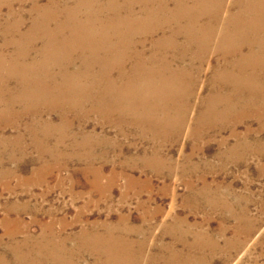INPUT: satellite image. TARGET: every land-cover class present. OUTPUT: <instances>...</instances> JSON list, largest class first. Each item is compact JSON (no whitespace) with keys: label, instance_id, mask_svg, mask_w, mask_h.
Returning <instances> with one entry per match:
<instances>
[{"label":"rangeland","instance_id":"1","mask_svg":"<svg viewBox=\"0 0 264 264\" xmlns=\"http://www.w3.org/2000/svg\"><path fill=\"white\" fill-rule=\"evenodd\" d=\"M232 1L219 0L218 8L217 0H0L4 65L14 60L13 49L25 32L32 48L17 61L43 63L41 72L57 70L54 56L41 52L47 42L39 38V28H30L34 18L47 32L54 18L61 24L69 19L92 29L86 32L97 39L103 36L98 21L120 18L128 21L120 27L117 22L122 32L112 34L109 28L103 41L123 43L121 49L133 57L119 69L138 72L133 81L121 82L111 70L105 79L109 87L99 86L108 101L112 94L118 97L109 114L90 110L84 101L31 104L24 95L29 85L0 80V256L5 255V264H18L9 249L16 245L22 251L30 246V259L41 257L39 264H264V112L256 118L253 112L257 102L264 104V70L240 71L219 55L224 9ZM255 12L264 22L263 10ZM94 13L102 19L86 21ZM185 28L194 31L188 50ZM233 38L239 42V36ZM263 39L252 38L254 63H264L258 54ZM248 49L237 53V62L249 64ZM218 61L222 75H231L228 81L214 71ZM160 64L192 77L182 113L157 110L154 104L160 83L162 96L174 95L172 85L182 88L181 81H157ZM107 67L84 68L89 78H70L64 86L88 90L91 74L105 70L106 77ZM146 69L158 71L152 84L145 82ZM74 71L70 66L69 73ZM219 82L223 87L217 92ZM202 106L205 112L214 107L210 117H201L203 125L210 120L211 129L198 136L192 121ZM243 107L253 116L234 119ZM146 108L150 119L144 122ZM35 109L38 114L28 115ZM246 126L251 130L242 137Z\"/></svg>","mask_w":264,"mask_h":264},{"label":"bare ground","instance_id":"2","mask_svg":"<svg viewBox=\"0 0 264 264\" xmlns=\"http://www.w3.org/2000/svg\"><path fill=\"white\" fill-rule=\"evenodd\" d=\"M75 1L78 3L83 2V0H75ZM218 2L219 0H217L215 7L220 8L218 6ZM261 3H263L262 0H233L232 4H227L226 9H224L225 12L227 13V16H226V20L223 22L224 30L222 29V39H221L222 48H220L221 53H219V55L221 57L225 56L224 59H226V62L230 65L231 68H237L240 71H245L246 67L249 68L248 70L256 69L257 72L264 70V63H261V64L254 63L252 60V56L256 55L255 52H252L253 51L252 50L253 49L252 48L253 46L252 38L253 37H264V27H263L264 22L259 17V14L261 15V13L255 12L257 8L260 9V11L263 10L264 12V5ZM36 7L39 8L38 6ZM120 11L121 9L116 12V16L119 15ZM93 15H95L94 18L91 16L89 18L87 17V20L86 19L85 20L92 21V20H98L100 18V17H96L95 13ZM213 15L216 16L217 11H214ZM65 20H67L66 23L61 24V22L59 23L58 21H55V18H54V28L50 32H47L46 29L43 28V26H41L43 24V21L39 22L35 18L33 19V22L30 26L31 30L34 29L35 27L39 28L38 29L40 31L39 38H42L45 40V42H47V46H46L47 48L45 47L46 49L44 48L41 52L45 51L43 52V54H48V56L49 55L54 56V57H50V59L55 65H57L58 68L56 71H53L50 73L49 71L43 70L41 72L39 68L42 67L41 64L43 63H40V62H35L34 65H31L30 63L26 65L23 61L22 62L24 64L22 62L17 61L18 59L21 61V57H24L27 54H29L32 48L31 45L29 46V41L31 39L26 38L28 37L27 35H29V33L27 32L28 34H26L25 32H22V34L23 33L24 34L21 37L22 40L18 44L19 48L13 49L12 58L14 60L12 61V63L8 65L6 64L4 65V63L0 59V73L7 72L6 75H0V80L2 82L3 81L9 82L10 80H14L15 83H19V85L23 87H25L26 85H29L31 90L27 92L26 94L24 93V95H27L26 96L27 100H31L30 101L31 104L33 103L45 104L46 102H48L49 104L54 105L60 102L62 105L63 104L69 105L70 103H74L75 105L79 106L84 101V102H88L90 110L97 112V113L109 114L112 111V107H110L111 106L110 103L118 102V97L112 94L110 101H108V98L103 97V96H107V93H101L102 89L99 86L109 87V84L108 82L105 81V79L111 76L109 75L111 73V70L113 71L116 70L117 77L120 78L121 82H124L123 81L124 78L126 79L127 82H129V80L131 82L133 80H131L130 77L133 78L138 75L137 70L133 67L130 68V70L129 69H126V70L119 69V67L122 65V61L125 58L129 59L133 57L132 54L129 51H127L124 46L121 49V46L123 45V43H120V41L113 42L111 40L103 41V36H105L104 32L106 30L111 28L112 34L114 32L117 33L118 31H121L119 27L122 25L125 26V23L127 20L123 21L120 18H117L119 27L117 26V22H114V23L108 22V24L110 23L111 26L110 25L107 26L108 25L107 22L98 21L100 23V27L98 30L100 32H103L102 34L103 36H100L99 39L94 37V35H91L90 33L86 32V30H92V29H86L83 27L82 24H78V23L76 24L73 22L71 23L69 19H65ZM208 27L206 28V31L208 30ZM204 29L201 31L203 32ZM66 30L68 31V33L64 32ZM14 31L16 32L18 30H16L15 28ZM184 31L186 32L189 31L188 33L189 35L194 34V31L192 30V28L191 29L185 28ZM172 32L175 33L176 29L173 28ZM191 35L188 38V40H191V41H189L188 44L186 45L187 50H188L189 44L194 41V39L192 40ZM228 36H233V37L239 36L240 37L238 39L239 42L237 43L235 38L228 37ZM124 40H121V41H124ZM5 43L10 44L9 42H5ZM244 48H247V49L249 48L248 49L249 51L245 55L246 58H248L249 60L248 61L249 64H245V65L242 62H237V57H236L238 52L244 53L243 51ZM258 54L260 56L261 55L264 56V39H263L262 49L260 50ZM118 57H121V58H118ZM94 65H97V66L99 65L100 67L99 69H105L107 65L110 66V68L108 67L106 68L108 76L106 77L103 76V74L105 73V70L99 73L91 74L93 76L90 77L92 80L90 79L91 82L89 83V85L92 87L88 88V90L87 89H74L73 87L64 86V84H66L70 78L78 79L81 76L89 78V76H86V75H89V73L86 70L88 68L90 69V67ZM70 66H73V68H75L74 73H69ZM213 69L214 71L221 73L220 75L222 76V82L228 81V77L231 76V75L229 76L228 73L222 75V62L218 61L216 64H214ZM144 71L146 72L145 82L147 84H152L155 77H157L158 75V71L156 70L157 74L155 73L156 71L151 70V69H146ZM159 72H160L161 79L158 75V80H157L158 82L165 81L168 84L170 83L172 85L173 83H177L178 81H181L182 88L172 85V87L175 88L174 95H172L171 93H166V95L162 96L161 94L164 92V88H163L164 84L160 83L161 84V87L159 88L160 92L153 96L154 104L157 105L158 107V108L156 107L157 110L159 109H163L164 111L174 110L177 113H182L184 109H186L187 107V97L190 94L189 85L192 81V77L191 79H189V76L183 74V72H181L180 74L178 70H175V71L167 70L164 64H160ZM50 74H52V76L49 78ZM38 76L41 79H39ZM57 78L62 80V84L56 83L54 81ZM258 78H262V77L258 76ZM189 80H190V83H189ZM111 81H114L112 77H111ZM215 87L217 88V92H220L222 90L223 83L219 82L218 84H216ZM18 91L20 92L22 90H18ZM258 93L259 95H261L260 91H258ZM20 95H23V94L20 93ZM62 101H65V102H62ZM68 101H71V102H68ZM145 105H146V102H144V106ZM216 105H218V102L216 103ZM214 106H212V108ZM132 107L133 105L130 107L131 109L130 111H132ZM212 108L208 112H205L207 108L204 109L202 106L201 108H199L198 113L194 116L193 121H192V130L198 136H204L211 129V126L209 125L210 120L207 123H205V125H203L201 122V117H207V115L210 117V114L213 113ZM63 109L65 112L68 111L66 108H63ZM38 112H39L38 109H35L32 112L27 111L28 115L30 116L36 115L38 114ZM148 112H149V109L146 108L144 112L146 117L142 119L144 120V122H147L150 119L147 115ZM249 112L250 111H248L246 107H243V109L241 110V116L235 117L234 119L236 120L238 119L241 121L242 119L247 118L246 116L248 115L253 116V113L251 114ZM253 112L255 113L254 115L255 118L258 117L262 112H264V104L257 102L256 109ZM60 121L66 124L65 123L66 120L64 119V117H62ZM230 128L232 130L231 134L237 137L238 133L236 132V124L233 123ZM250 130H251V127L246 126L244 134L242 133L243 135L242 137L246 136L245 133H248ZM168 131L170 133L173 132L172 125H171V131L170 130ZM44 227L49 228V226H44ZM43 230L44 231L40 234L41 235L40 238H44L43 236L45 233V229L43 228ZM25 248L26 250L22 251L23 247H19L17 245L9 247V249L13 252L12 255L18 264L42 263V261L40 260L41 257H38L37 259H34L32 257V259L35 261H27L26 259L32 260L30 259V256L32 255V251H31L30 246H25ZM40 248L41 246L39 247V249ZM42 250H43V247H42ZM48 256L49 254H46V260L48 259ZM4 258H5V255H3V253L1 252L0 264H5ZM55 259L56 258L51 256V261H53V263L56 262ZM56 264H61V263L56 262Z\"/></svg>","mask_w":264,"mask_h":264}]
</instances>
